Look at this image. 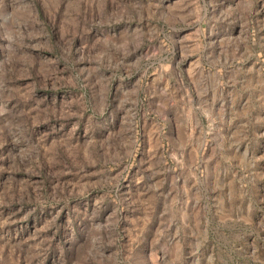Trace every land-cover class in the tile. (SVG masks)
Returning <instances> with one entry per match:
<instances>
[{
    "label": "rangeland",
    "instance_id": "rangeland-1",
    "mask_svg": "<svg viewBox=\"0 0 264 264\" xmlns=\"http://www.w3.org/2000/svg\"><path fill=\"white\" fill-rule=\"evenodd\" d=\"M0 264H264V0H0Z\"/></svg>",
    "mask_w": 264,
    "mask_h": 264
}]
</instances>
